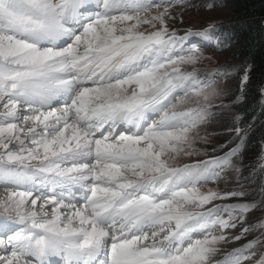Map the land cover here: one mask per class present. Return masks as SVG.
Returning a JSON list of instances; mask_svg holds the SVG:
<instances>
[{
  "label": "snow or ice",
  "instance_id": "1",
  "mask_svg": "<svg viewBox=\"0 0 264 264\" xmlns=\"http://www.w3.org/2000/svg\"><path fill=\"white\" fill-rule=\"evenodd\" d=\"M183 3L0 0V185L11 189L0 199V264H264V220L246 223L264 208V183L259 202L213 205L248 193L200 190L228 169L239 176L244 138L223 157L175 163L199 154L222 94L212 77L238 70L202 78L195 65L207 57L185 43L219 47V29L170 30ZM258 167L264 177V152ZM238 226L231 240L260 235L223 250Z\"/></svg>",
  "mask_w": 264,
  "mask_h": 264
},
{
  "label": "trees",
  "instance_id": "2",
  "mask_svg": "<svg viewBox=\"0 0 264 264\" xmlns=\"http://www.w3.org/2000/svg\"><path fill=\"white\" fill-rule=\"evenodd\" d=\"M208 1L214 6L225 7L230 14L227 22L216 26L219 29L217 37L222 41V45L232 47L229 56L231 62L220 68L238 67L230 77L227 76V80L232 81L228 99L232 101L231 108L235 113V120L231 124L228 122L227 130L233 134H226L225 140L218 143L221 146L225 141H229L227 146H222L221 149L212 148L213 156L228 151L231 147L236 148L241 144L242 136L243 146L239 156L234 157L236 165L240 168L239 177L226 182V185L235 191L244 190L248 195L244 198L231 197L226 202H259L261 199L259 187L264 183V177L258 167L261 154L264 152V92L261 91L264 88V0ZM249 66V80L244 85L242 93V74ZM241 95L242 99L237 100ZM236 127L242 129L240 136L234 131ZM212 182L214 181L209 180L202 182L201 185ZM256 211L264 212V208L258 207Z\"/></svg>",
  "mask_w": 264,
  "mask_h": 264
},
{
  "label": "rangeland",
  "instance_id": "3",
  "mask_svg": "<svg viewBox=\"0 0 264 264\" xmlns=\"http://www.w3.org/2000/svg\"><path fill=\"white\" fill-rule=\"evenodd\" d=\"M154 2H159V0H154ZM207 4H211L208 0H184L183 4H176L173 8L170 9L171 16L173 19H168V23L171 29H175L179 36L185 35L188 30L192 31H201L207 28L209 25L218 26L227 22L229 20V12L225 7L222 6H213L211 8L206 7ZM161 11L163 9H160ZM156 9H153V14H155ZM167 19V18H166ZM143 29H148L151 31V27L144 25ZM218 40H220L217 37ZM192 40L193 44H187L188 41ZM188 41L185 43V48L187 49L190 46L195 45L200 48L204 57L197 65L196 69L201 73L202 78L209 73L215 72L216 69L221 66L230 63L229 56L232 53V47L222 45V41L219 47H217L216 41H207L203 40L201 37L192 36L188 38ZM193 66H185V70H191ZM244 74H242L243 76ZM231 75H229L230 77ZM214 80V87L222 91L221 96L214 101V107H212L211 112L212 116L207 123L202 125L199 130V135L196 137L195 148L198 149L199 154L193 156H180L175 161L176 165L191 164L197 161H207L216 157H223L225 153L229 152L224 151L219 155L213 156V149H221L222 146H227L230 142L225 141L223 144L218 145V143L225 140L226 134L232 135L233 133L228 129L227 124L230 121V124L235 120V113L231 108L232 101H229L228 97L232 90V81L227 80L226 78H221L219 76L212 77ZM264 89V88H263ZM63 106V105H60ZM59 107V106H58ZM123 127V126H121ZM229 135V138H230ZM233 137V136H232ZM234 138V137H233ZM15 147V144L12 145ZM212 155V156H210ZM234 175L232 178L231 176ZM237 174L233 169L226 170L219 179L215 180L211 184L205 183L200 186L202 192H207L209 190L217 191L220 193H228L233 190L226 185V182L231 181L233 178H236ZM239 177V176H238ZM10 188H6L0 185V199H3ZM231 198V197H230ZM226 200H217L213 202V205H223V204H234L242 203L244 201L229 203ZM213 205H208L206 207H212ZM264 220V212L258 213L256 209L252 210L246 218L247 224H256L258 221ZM241 228L238 226L236 229L226 230V233L230 239V242L222 245V249L225 251H231L235 248H240L241 246L248 243V241L253 240L260 233L252 232L246 237H242L240 240H231V237L240 235ZM3 234V233H2ZM10 234V233H9ZM5 235V234H3ZM2 235V236H3ZM222 253L217 255L215 259H220ZM258 257H254L247 264H255V260Z\"/></svg>",
  "mask_w": 264,
  "mask_h": 264
},
{
  "label": "bare ground",
  "instance_id": "4",
  "mask_svg": "<svg viewBox=\"0 0 264 264\" xmlns=\"http://www.w3.org/2000/svg\"><path fill=\"white\" fill-rule=\"evenodd\" d=\"M60 105H63L62 102H55L54 101L53 104H52V107H54V106H57L58 107Z\"/></svg>",
  "mask_w": 264,
  "mask_h": 264
}]
</instances>
